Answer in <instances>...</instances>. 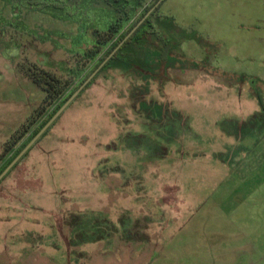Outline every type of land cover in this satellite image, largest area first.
I'll use <instances>...</instances> for the list:
<instances>
[{
  "label": "rangeland",
  "instance_id": "rangeland-1",
  "mask_svg": "<svg viewBox=\"0 0 264 264\" xmlns=\"http://www.w3.org/2000/svg\"><path fill=\"white\" fill-rule=\"evenodd\" d=\"M81 5L55 18L0 0V141L28 130L15 150L54 107L26 69L66 78L80 25L106 18ZM197 21L175 22L165 92L101 73L0 181V264H264V42ZM219 122L242 131L223 139Z\"/></svg>",
  "mask_w": 264,
  "mask_h": 264
},
{
  "label": "trees",
  "instance_id": "trees-1",
  "mask_svg": "<svg viewBox=\"0 0 264 264\" xmlns=\"http://www.w3.org/2000/svg\"><path fill=\"white\" fill-rule=\"evenodd\" d=\"M5 1L10 3L15 1L18 5L29 6L34 9V11L50 14L55 18L70 16V9L76 11L82 6L81 0ZM94 1L96 0H89L91 3L90 6H92ZM100 1L102 6L99 9L102 10L99 16H104L106 18L101 22L96 20L93 26H89L88 23L80 25L79 32L73 40V46L71 49V53L77 56L78 59L75 66L69 70V74L66 78L58 77L54 73L42 68L34 67L26 69V77L45 94L44 101L48 102L50 107H54L51 112L42 119L40 124L32 131V133H30L27 140L22 143L19 148L16 150L14 149L22 136L26 135L28 131L26 128H22L16 136L4 145V151L0 154V163L4 162L6 157L9 158L1 167L0 174L14 160L27 143L43 128L51 117L61 108V106L72 96V94L88 79V77L115 50V48H117L128 33L149 12L158 0H153L150 4L148 3V0ZM159 8L160 6L144 20L140 27L114 53L110 60L102 67L85 89L90 87L93 84V81L101 73L113 69L118 70L123 76H133V78H137L136 80L143 81L145 83L144 90L146 92H149V86L151 83H157L158 89L162 91L163 80L161 77L165 70L175 66L177 60L176 58L170 56L162 58V53L166 51L169 44L165 42L162 36L163 34L160 31L161 28H163V20L157 17L156 13ZM89 27H92V38L87 41L85 39V35L87 34ZM156 27L160 30L157 31ZM82 45H85V47L83 48ZM130 96L131 100L134 101L132 107L137 112L149 110L150 112L147 115L153 116L155 111H157L158 116L162 119V106L155 104L149 105L148 103L143 102V99L139 100L134 93H131ZM154 119L157 120V118ZM51 127L41 136V138L46 135ZM169 127V132H172L174 130V126L169 125ZM16 165L12 169H14Z\"/></svg>",
  "mask_w": 264,
  "mask_h": 264
},
{
  "label": "crops",
  "instance_id": "crops-1",
  "mask_svg": "<svg viewBox=\"0 0 264 264\" xmlns=\"http://www.w3.org/2000/svg\"><path fill=\"white\" fill-rule=\"evenodd\" d=\"M166 1V0H165ZM167 12L172 15L166 16L167 19L163 20V38L169 47L166 49V56L172 57V42H176L180 37L179 24H176L177 19L184 22H198L197 19H203L205 21H210L211 27H233L236 34L245 36L246 34H251L255 36L259 42H264V0H168ZM157 17H165L157 13ZM177 18V19H176ZM176 22V23H175ZM156 30L159 29L156 27ZM165 33V34H164ZM186 33V32H185ZM186 36L189 38H184L180 40V50L183 49L184 43H196V34L194 32H187ZM169 53V54H168ZM181 53V52H180ZM181 55V54H180ZM183 56L181 55V59ZM170 81V80H168ZM167 81V82H168ZM166 85H163V91L165 92ZM153 89V87H151ZM251 100V99H250ZM253 116L248 117L245 122H250ZM186 118L188 116L186 115ZM188 123L191 125V119L188 118ZM244 122V121H242ZM235 123V122H234ZM233 123V124H234ZM215 123L218 126V130L223 135V139H236V133L242 131V128H236L233 126L232 122L226 123ZM232 124V126H229ZM27 135V134H26ZM4 138V137H3ZM8 140V137L1 139V145H4ZM240 152L243 147L242 145L235 146L230 144L229 147L234 149V147ZM223 153V152H220Z\"/></svg>",
  "mask_w": 264,
  "mask_h": 264
},
{
  "label": "water",
  "instance_id": "water-1",
  "mask_svg": "<svg viewBox=\"0 0 264 264\" xmlns=\"http://www.w3.org/2000/svg\"><path fill=\"white\" fill-rule=\"evenodd\" d=\"M165 0H158L149 12L138 22V24L128 33L123 41L115 48V50L100 64V66L88 77V79L72 94V96L61 106V108L51 117V119L43 126V128L27 143V145L20 151L14 160L3 170L0 174V181L10 172V170L24 157V155L34 146V144L41 138V136L53 125V123L60 117L65 109L75 100L81 91L91 82L102 67L110 60L114 53L124 44V42L140 27L144 20L152 14Z\"/></svg>",
  "mask_w": 264,
  "mask_h": 264
}]
</instances>
